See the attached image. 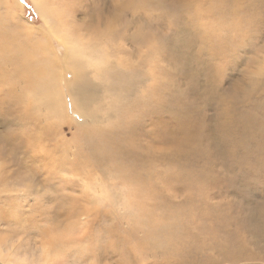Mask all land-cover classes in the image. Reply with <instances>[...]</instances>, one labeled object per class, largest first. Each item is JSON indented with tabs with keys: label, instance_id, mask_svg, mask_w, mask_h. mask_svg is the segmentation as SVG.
<instances>
[{
	"label": "rangeland",
	"instance_id": "obj_1",
	"mask_svg": "<svg viewBox=\"0 0 264 264\" xmlns=\"http://www.w3.org/2000/svg\"><path fill=\"white\" fill-rule=\"evenodd\" d=\"M137 1L0 0V264H264V0Z\"/></svg>",
	"mask_w": 264,
	"mask_h": 264
},
{
	"label": "bare ground",
	"instance_id": "obj_2",
	"mask_svg": "<svg viewBox=\"0 0 264 264\" xmlns=\"http://www.w3.org/2000/svg\"><path fill=\"white\" fill-rule=\"evenodd\" d=\"M131 1V0H130ZM140 2H142L143 3V1L144 0H139ZM148 1V0H147ZM229 1V0H228ZM245 1H247V0H245ZM138 1L137 0H135V3L138 5V3H137ZM126 3V2H125ZM124 3V4H125ZM226 3V2H225ZM231 3V2H230ZM223 4V3H222ZM221 4V5H222ZM246 4V3H245ZM130 6H131V4H130ZM136 6V5H135ZM245 6V5H244ZM131 7H133V6H131ZM141 7V6H140ZM106 8V7H105ZM137 9V8H136ZM115 10V9H114ZM126 10V9H125ZM128 10V9H127ZM223 10V9H222ZM251 10V9H250ZM112 12V11H111ZM124 12H126V11H124ZM223 14V13H222ZM255 14V13H254ZM121 15V14H120ZM119 18V17H118ZM117 20V19H116ZM119 20V19H118ZM220 21V20H219ZM227 24V23H226ZM232 25V24H231ZM72 27V29L74 30V27H75V25L74 26H71ZM231 27V26H230ZM235 27V26H234ZM233 27V28H234ZM239 27H240V25H239ZM108 28H113V27H108ZM107 28V29H108ZM236 28V27H235ZM230 29V28H229ZM232 29V28H231ZM235 30V29H234ZM233 30V31H234ZM236 30H237V28H236ZM239 30V29H238ZM230 31H232V30H230ZM229 31V32H230ZM235 32H237V31H235ZM240 32V31H239ZM239 32H238V34H239ZM113 33V31L112 30H109V37L111 38L112 36H114V34H112ZM101 35V34H100ZM100 35H97L96 34V36H97V45L96 46H93V44L94 43H90L89 44V46H87V49L88 50H90V51H88L89 53L91 52L92 54L94 53L95 54V56H96V53L95 52H103V51H100L99 49L98 50H95V49H97L100 45H101V43H102V40H100ZM141 35H143V34H141ZM0 36H1V32H0ZM4 37L5 36H3L2 38H1V42H2V44L3 43H5V39H4ZM3 39V40H2ZM103 50H105L104 48H103ZM153 50V49H152ZM106 52H108L109 53V51L107 50ZM110 55V54H109ZM97 58L98 57H95L94 58V60H93V62H97L98 60H97ZM99 59V58H98ZM23 62H24V60H22ZM74 61V62H73ZM76 60L73 58V57H71V54H69L68 55V64H70L71 66H72V68H78V64L75 62ZM106 62V61H105ZM107 64V63H106ZM111 64V63H110ZM104 65V64H103ZM108 65V64H107ZM24 66V65H23ZM105 66V65H104ZM102 67V66H101ZM106 67V66H105ZM28 69H29V71H28V73L29 74H31V73H33L31 70H30V66L28 67ZM100 72L99 73H102V74H106V72L107 73H109V71L108 70H106V71H103V70H99ZM115 71H118V70H115ZM134 71V70H133ZM114 72V71H113ZM112 72V73H113ZM111 73V72H110ZM73 82H74V87H75V92H76V95H77V98L79 99V101H80V106H78V108L80 109V111L82 112V114L83 115H85V116H89V117H91L92 118V121L93 122H96L97 121V119H98V115H96V114H92V111L91 110H89L90 109V103H91V100L93 99V95H92V93L93 94H95L94 92H93V88H92V91H91V82L89 81V79H87L85 76H83V77H81V76H79V75H76V74H74V76H73ZM41 86H38V87H36L35 88V90L37 91V95L38 96H40V97H42L43 99H46V103L50 106L49 108L51 109L52 108V103H51V100H52V97H56V96H58V97H60L61 96V90L57 87V78H54V73H53V71L52 72H50V73H48V77L47 78H45L41 83ZM162 91V90H161ZM159 93V92H158ZM161 93V92H160ZM152 95V94H151ZM146 96V95H145ZM155 96L156 97H160V98H162L161 96H159V95H156V93H155ZM142 99H144V98H142ZM150 100V99H149ZM139 101V100H138ZM147 101V100H146ZM146 101H142V102H146ZM151 101V100H150ZM156 101V100H155ZM158 101H159V99H158ZM157 101V102H158ZM139 102H141V101H139ZM77 103V102H76ZM137 103V102H136ZM231 103V102H230ZM137 104H139V103H137ZM163 104V103H162ZM144 105H146V104H143V106ZM228 105V104H227ZM231 105V104H230ZM251 105V104H250ZM140 106V105H139ZM158 106V105H157ZM57 107H62V102H60L58 105H57ZM163 107V106H162ZM166 107H168V106H166ZM230 107V106H229ZM156 108V107H155ZM158 108V107H157ZM59 109H61V108H58L57 110H59ZM251 109V108H250ZM158 110V109H157ZM161 111V110H160ZM184 111H186V110H184ZM156 112V111H155ZM126 113H129V111L128 112H126ZM233 113V112H232ZM247 113H248V111H247ZM256 115V114H255ZM128 117V116H127ZM189 117V116H188ZM187 117V118H188ZM238 117V116H237ZM126 117H125V114H124V119H125ZM191 118V117H190ZM123 119V121L122 122H120V123H122V124H120V125H118V131H116V132H111V131H108V130H101V129H96V130H93V131H91L90 133H89V137H90V134L93 132L94 134V137H93V139H94V143H92L93 145V149H94V154H95V157H96V159L97 160H100V159H103V158H105V157H108V158H113L114 156H118L119 157V155H124L122 152H124V151H126L127 149H128V147H129V145L130 144H132V138H133V134H132V132L130 131V129L129 130H127L124 126H123V123H124V120ZM127 120H128V118H126ZM122 120V119H121ZM192 120V119H191ZM237 120V119H236ZM242 121V120H241ZM247 121V120H246ZM188 123H190V121L188 122ZM194 123V122H193ZM244 123V122H243ZM260 123V122H259ZM190 124H192V123H190ZM261 124V123H260ZM263 125V124H262ZM243 126H244V124H243ZM246 126V125H245ZM261 126V125H260ZM257 127V126H256ZM255 127V128H256ZM263 127V126H262ZM256 131V130H255ZM254 133V132H253ZM255 134V133H254ZM254 137V136H253ZM252 138V137H251ZM96 140V141H95ZM245 141V140H244ZM255 144H257V142L255 143ZM248 145V144H247ZM256 146V145H255ZM260 146V145H259ZM258 147V146H257ZM144 149V148H143ZM178 149V148H177ZM253 150H255V148H253ZM246 153V152H245ZM253 153H255V151L253 152ZM119 154V155H118ZM244 154V153H243ZM248 154H249V152H248ZM251 154V153H250ZM142 155H144V156H146V157H148L147 156V149H144V150H141L140 152H138V156H139V158L141 159V161L144 163L145 162V160L141 157ZM260 157H261V155H260ZM264 157V156H263ZM256 158V157H255ZM128 159V158H127ZM251 159V158H250ZM255 160V159H254ZM247 161H248V159H247ZM137 162V161H136ZM236 162V161H235ZM255 162V161H254ZM258 162V161H257ZM256 162V163H257ZM255 163V164H256ZM176 164V163H175ZM258 165V164H257ZM253 166V165H252ZM260 166H262L261 164H260ZM128 167H130L129 168V170H132L133 168H132V166L131 165H129ZM256 167V166H255ZM258 167H259V165H258ZM257 168V167H256ZM255 168V169H256ZM250 169V168H249ZM145 170H147V169H145ZM155 170V169H154ZM254 170V169H253ZM122 171V175L124 176V177H129V179H131V180H134L136 183H140V185H143V186H146L148 189H151L152 188V184L151 183H153V182H151L152 180H151V177L149 176V175H146L148 178H146V176H141L139 173H135V174H131L128 170H127V166L125 167V170H121ZM136 171V170H135ZM143 171V170H142ZM148 171V170H147ZM199 173H201V172H199ZM247 173V172H246ZM205 175V174H204ZM203 180V179H202ZM195 185V184H194ZM193 186V185H192ZM154 189V188H153ZM192 191V190H191ZM195 191V190H194ZM193 191V192H194ZM138 192V191H137ZM194 194V193H193ZM195 195V194H194ZM132 197V196H131ZM130 197V198H131ZM135 198V197H134ZM146 198V197H145ZM140 199V198H139ZM150 199V198H149ZM171 199V198H170ZM147 200V199H146ZM188 201V200H187ZM150 202H151V200H150ZM156 202V201H155ZM184 203V202H183ZM135 204V203H134ZM133 204V205H134ZM161 204V203H160ZM185 204V203H184ZM131 205H132V203H131ZM156 206V205H155ZM147 207V206H146ZM151 207V206H150ZM161 207V206H160ZM164 207V206H163ZM184 208V207H183ZM149 209V208H148ZM155 209V208H154ZM161 209H162V207H161ZM172 209V208H171ZM157 210V209H156ZM159 210V209H158ZM153 211V210H152ZM144 212V211H143ZM226 212V211H225ZM196 213V212H195ZM153 214V213H152ZM162 214V213H161ZM132 215H134V214H132ZM158 215V214H157ZM163 215V214H162ZM136 216V215H135ZM151 216V215H150ZM161 216V215H160ZM144 217V216H143ZM147 218V217H146ZM152 218V217H151ZM177 218V217H176ZM149 220H151L150 218H148ZM147 220V219H146ZM166 221H167V219H165ZM171 220V219H170ZM222 220V219H221ZM143 221H144V219H143ZM182 221V220H181ZM226 221V220H225ZM145 222V221H144ZM153 222V221H152ZM224 222V221H223ZM177 223V222H176ZM163 225V224H162ZM156 227V226H155ZM164 227H165V225H164ZM161 228H163V227H161ZM159 229H160V227H159ZM167 229V228H166ZM164 231V230H163ZM172 231V230H171ZM171 233V232H170ZM157 234H160V233H157ZM168 235V234H167ZM172 235V234H171ZM162 237V236H161ZM176 239V238H175ZM161 242V241H160ZM156 243V242H155ZM224 243V242H223ZM175 244V243H174ZM169 245V244H168ZM164 246V245H163ZM167 248V247H166ZM177 250V249H176ZM177 252V251H176ZM12 257H14V256H12ZM251 258V257H250ZM9 260L11 261V260H13L12 258H11V256H10V258H9Z\"/></svg>",
	"mask_w": 264,
	"mask_h": 264
}]
</instances>
